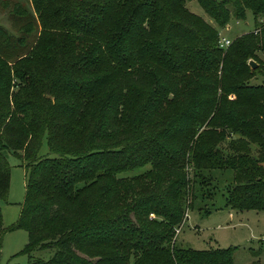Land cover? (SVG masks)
<instances>
[{"label": "trees", "instance_id": "16d2710c", "mask_svg": "<svg viewBox=\"0 0 264 264\" xmlns=\"http://www.w3.org/2000/svg\"><path fill=\"white\" fill-rule=\"evenodd\" d=\"M0 2V200L8 153L25 264H232L172 237L213 173L230 177L224 208L264 211V0ZM247 12L252 30L219 48Z\"/></svg>", "mask_w": 264, "mask_h": 264}, {"label": "rangeland", "instance_id": "374dc122", "mask_svg": "<svg viewBox=\"0 0 264 264\" xmlns=\"http://www.w3.org/2000/svg\"><path fill=\"white\" fill-rule=\"evenodd\" d=\"M9 1L13 2V0ZM185 8L212 27L215 26L196 2L187 1ZM5 14L6 10L2 9L0 2V24L8 29L9 23ZM251 30L252 16L247 12L245 21L230 20L224 28L217 31V36L218 39L222 38L231 42ZM258 56L264 65V56L262 54H258ZM257 83H259V79L249 82L251 85ZM46 153L48 150L43 140L39 154L45 155ZM6 161L9 167V182L6 196L0 200L3 229L0 234V264H25L27 256L21 252L27 242L26 233L22 229H10L18 218L24 197V171L15 156L7 153ZM145 169L147 166L123 173L120 176L131 177ZM213 178L210 186L215 189L212 188L209 200L195 201L192 209L186 211L180 226L173 232L174 245L195 251L230 249L232 250V264H264V211L239 212L224 208L220 188L230 182V177L225 174L213 173ZM215 208L220 210L214 211ZM50 254L49 251H37L33 253V257L46 260Z\"/></svg>", "mask_w": 264, "mask_h": 264}, {"label": "built area", "instance_id": "2783aa9c", "mask_svg": "<svg viewBox=\"0 0 264 264\" xmlns=\"http://www.w3.org/2000/svg\"><path fill=\"white\" fill-rule=\"evenodd\" d=\"M230 44V41L229 40H226V39H218V47L219 48H222V49H224V48H226V47H228V45Z\"/></svg>", "mask_w": 264, "mask_h": 264}, {"label": "water", "instance_id": "95a60500", "mask_svg": "<svg viewBox=\"0 0 264 264\" xmlns=\"http://www.w3.org/2000/svg\"><path fill=\"white\" fill-rule=\"evenodd\" d=\"M247 65L249 66V68H250L251 70H253V69L256 68V64H254V62H252V61H250V60L247 62Z\"/></svg>", "mask_w": 264, "mask_h": 264}]
</instances>
